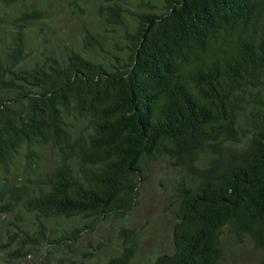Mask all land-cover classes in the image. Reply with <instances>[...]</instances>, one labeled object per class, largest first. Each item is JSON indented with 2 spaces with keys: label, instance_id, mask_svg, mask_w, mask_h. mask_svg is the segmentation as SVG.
<instances>
[{
  "label": "trees",
  "instance_id": "trees-1",
  "mask_svg": "<svg viewBox=\"0 0 264 264\" xmlns=\"http://www.w3.org/2000/svg\"><path fill=\"white\" fill-rule=\"evenodd\" d=\"M173 165V251L264 264V0H0V264H77ZM106 264H129L122 228ZM28 258H31L28 260Z\"/></svg>",
  "mask_w": 264,
  "mask_h": 264
},
{
  "label": "rangeland",
  "instance_id": "rangeland-1",
  "mask_svg": "<svg viewBox=\"0 0 264 264\" xmlns=\"http://www.w3.org/2000/svg\"><path fill=\"white\" fill-rule=\"evenodd\" d=\"M174 174L175 169L168 161L151 165L147 179L140 185L136 204L128 215L104 220L95 232H83L69 252L59 251V254L74 259L82 256L83 262L77 264H106L120 250L122 228L135 233V254L129 264H153L157 257L170 254L175 224L170 196L174 178L178 176ZM257 258L258 253L249 241L237 243L233 238H227L226 261L221 264H255Z\"/></svg>",
  "mask_w": 264,
  "mask_h": 264
}]
</instances>
